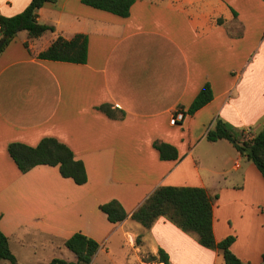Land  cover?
<instances>
[{"label": "crops", "instance_id": "0c3cea01", "mask_svg": "<svg viewBox=\"0 0 264 264\" xmlns=\"http://www.w3.org/2000/svg\"><path fill=\"white\" fill-rule=\"evenodd\" d=\"M31 1L0 0V14H20ZM56 1L38 11L55 32H26L23 46L0 54V229L18 264L76 262L65 246L76 233L100 245L93 264H161L149 260L159 249L172 264H226L165 218L151 229L132 220L167 186L206 189L215 198L216 240L235 237L232 252L262 264L264 177L233 143L207 134L218 118L264 132V0H134L126 18L82 0ZM79 34L89 42L86 64L38 58L57 38ZM206 84L214 99L188 115ZM103 105L124 117H108ZM178 111L185 119L172 125ZM44 138L85 164V185L59 167L20 172L9 145L36 147ZM156 142L176 147L179 159L161 160ZM112 200L125 221L113 224L100 210Z\"/></svg>", "mask_w": 264, "mask_h": 264}, {"label": "trees", "instance_id": "16d2710c", "mask_svg": "<svg viewBox=\"0 0 264 264\" xmlns=\"http://www.w3.org/2000/svg\"><path fill=\"white\" fill-rule=\"evenodd\" d=\"M56 0H32L30 5L20 14L7 17L0 14V41L4 45L0 54L21 32H27L30 39H38L49 32H55V27L42 24L38 20V11L46 3H56ZM134 0H82L86 6L112 13L126 18L130 16ZM88 38L76 35L71 40L57 38L51 46L38 55L39 59L86 64L88 61ZM26 48L28 44H25ZM214 99L213 89L206 84L188 110V115H195ZM108 117L118 119L120 116L111 105L99 108ZM207 140L217 142L228 140L234 144L237 151L253 162L264 177V132L252 135L246 130H240L218 118L214 127L208 131ZM155 148L163 161L179 159L176 147L156 142ZM11 158L21 173L26 174L38 166L59 167L63 178L72 179L77 185H85L88 175L85 164L77 160L73 151L56 138H44L36 147L23 143H12L8 147ZM214 202L207 190L197 187H160L132 215V220L145 229H151L160 218H165L185 233L196 234L199 244L207 249L222 253L226 264H249L239 259L231 250L236 238L230 236L218 242L214 234ZM100 210L113 223H121L128 218V213L117 200H112L100 206ZM68 250L77 258L76 262L54 259L49 264H93L94 257L100 249L97 241L82 233H76L65 242ZM0 260L9 264H18L10 249L8 238L0 229ZM161 264H172L168 253L159 249L157 256L149 259ZM264 264V255L262 257Z\"/></svg>", "mask_w": 264, "mask_h": 264}, {"label": "rangeland", "instance_id": "374dc122", "mask_svg": "<svg viewBox=\"0 0 264 264\" xmlns=\"http://www.w3.org/2000/svg\"><path fill=\"white\" fill-rule=\"evenodd\" d=\"M49 37H50V35H49L48 37L44 38L43 41H41L40 43L43 44V42H45ZM26 38H27V33H26V32H21V33L16 37L15 41L12 42V43L9 45V47H10V46H11V47H20V46H18V45H22V46H23V41H25ZM15 42H17V43H15ZM41 44H40V45H41ZM2 263H8V262L3 261V260H0V264H2ZM8 264H9V263H8Z\"/></svg>", "mask_w": 264, "mask_h": 264}, {"label": "built area", "instance_id": "2783aa9c", "mask_svg": "<svg viewBox=\"0 0 264 264\" xmlns=\"http://www.w3.org/2000/svg\"><path fill=\"white\" fill-rule=\"evenodd\" d=\"M185 119V114L181 111H178L174 114L172 120H171V124L172 125H176L180 122H183ZM251 131H247V133H250Z\"/></svg>", "mask_w": 264, "mask_h": 264}, {"label": "water", "instance_id": "95a60500", "mask_svg": "<svg viewBox=\"0 0 264 264\" xmlns=\"http://www.w3.org/2000/svg\"><path fill=\"white\" fill-rule=\"evenodd\" d=\"M3 45H4V42L0 41V51H1L2 47H3Z\"/></svg>", "mask_w": 264, "mask_h": 264}]
</instances>
